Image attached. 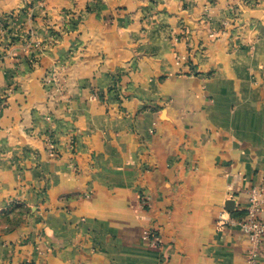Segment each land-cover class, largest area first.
<instances>
[{
  "label": "crops",
  "instance_id": "0c3cea01",
  "mask_svg": "<svg viewBox=\"0 0 264 264\" xmlns=\"http://www.w3.org/2000/svg\"><path fill=\"white\" fill-rule=\"evenodd\" d=\"M259 184L264 0H0V264H246Z\"/></svg>",
  "mask_w": 264,
  "mask_h": 264
},
{
  "label": "built area",
  "instance_id": "2783aa9c",
  "mask_svg": "<svg viewBox=\"0 0 264 264\" xmlns=\"http://www.w3.org/2000/svg\"><path fill=\"white\" fill-rule=\"evenodd\" d=\"M40 47V43H30L29 47ZM188 60L187 55H181L177 59V64L181 65L182 62ZM56 84L61 89V80L57 79ZM72 145V142H71ZM51 152L55 149L54 143H49ZM150 201L149 196L143 197L140 201V205L144 207L148 205ZM264 211V184H259L251 187L248 190V206L246 214L241 222V227L246 234L249 242V248L247 251L246 264H259V257L263 253L264 244V219L262 213ZM146 237L149 238L150 232L146 231ZM152 241V240H151ZM153 245H157V241H152Z\"/></svg>",
  "mask_w": 264,
  "mask_h": 264
},
{
  "label": "rangeland",
  "instance_id": "374dc122",
  "mask_svg": "<svg viewBox=\"0 0 264 264\" xmlns=\"http://www.w3.org/2000/svg\"><path fill=\"white\" fill-rule=\"evenodd\" d=\"M7 220H9V221L11 220L10 216L7 217ZM11 221L14 222V221H17V220H15V218H13Z\"/></svg>",
  "mask_w": 264,
  "mask_h": 264
}]
</instances>
